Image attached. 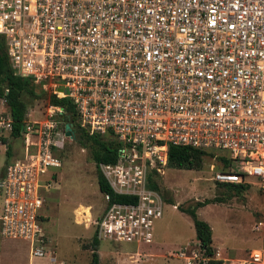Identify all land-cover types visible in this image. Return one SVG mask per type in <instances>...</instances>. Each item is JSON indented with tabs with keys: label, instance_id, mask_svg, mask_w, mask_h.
<instances>
[{
	"label": "built area",
	"instance_id": "obj_1",
	"mask_svg": "<svg viewBox=\"0 0 264 264\" xmlns=\"http://www.w3.org/2000/svg\"><path fill=\"white\" fill-rule=\"evenodd\" d=\"M0 38L12 75L44 95L37 118L27 109L17 126L0 107V150L21 153L3 165L0 237L26 243L32 258L62 264L41 214L70 140V115L52 99L116 144L115 162L97 169L126 202L103 195L97 241L151 243L162 200L149 180L170 146L224 157L213 182L255 186L264 201V0H0ZM195 248L173 258L207 264ZM238 264H264V245Z\"/></svg>",
	"mask_w": 264,
	"mask_h": 264
},
{
	"label": "rangeland",
	"instance_id": "obj_2",
	"mask_svg": "<svg viewBox=\"0 0 264 264\" xmlns=\"http://www.w3.org/2000/svg\"><path fill=\"white\" fill-rule=\"evenodd\" d=\"M41 95L24 98L28 110L34 111L31 120L37 118V110H42L44 95ZM1 106L6 109L2 99ZM217 156L203 157L198 170L161 168L152 181L158 188L162 206L160 218L152 222L151 243L97 241L98 264H126L132 260L128 255L138 257L137 264H180L173 258L174 253L186 248L189 255L199 246L191 218L184 210L206 201L196 208L195 216L211 231L213 254L220 253L225 264H238L252 250H259L264 244V227L254 228L256 223L264 222V201L255 186L236 196L214 183L213 176L220 168ZM57 158L61 165L55 173L56 180L42 194V228L50 241V257L62 264H90L94 223L106 204L97 190L95 166L89 150L78 140H64ZM4 160L5 154L0 150V175ZM83 210H88V218ZM31 259L30 264H49L47 258ZM28 261L23 244L0 237V264H28Z\"/></svg>",
	"mask_w": 264,
	"mask_h": 264
},
{
	"label": "trees",
	"instance_id": "obj_3",
	"mask_svg": "<svg viewBox=\"0 0 264 264\" xmlns=\"http://www.w3.org/2000/svg\"><path fill=\"white\" fill-rule=\"evenodd\" d=\"M41 92V91H40ZM30 81L14 77L8 65L5 52L4 43L0 38V99L3 100L8 113L11 116L14 125L17 126L22 120L24 114L28 109V103L24 98L33 99L42 96ZM51 104L61 105L65 111L70 115L71 121L78 136L80 145L86 146L89 150V155L92 163L95 166V181L98 192L102 195L108 196L110 202H126V198L122 196H116L112 194L108 187L107 182L100 174L97 169L98 164H112L116 160V144L106 138L95 134L89 135L85 129L78 126L72 107L68 104L65 99L61 100H50ZM214 153L199 151L187 147H168L166 155V167L175 170H198L201 168L202 159L205 156H213ZM218 162L223 164V168L226 167V160L222 156H217ZM218 164V168H219ZM150 186L158 191L156 184L149 180ZM227 191L233 192L236 196H240L243 191L247 189V186L232 185V184H217ZM209 202V201H208ZM196 204L192 208L185 209L184 212L191 218L193 229L195 232V239L199 244V247L204 251V255L210 259L207 264H221V260L212 259V248H211V231L209 227L196 219L195 210L197 207H201L206 204ZM97 240L93 237L91 241V257L90 264H98L96 255Z\"/></svg>",
	"mask_w": 264,
	"mask_h": 264
},
{
	"label": "crops",
	"instance_id": "obj_4",
	"mask_svg": "<svg viewBox=\"0 0 264 264\" xmlns=\"http://www.w3.org/2000/svg\"><path fill=\"white\" fill-rule=\"evenodd\" d=\"M14 149H16L17 150V152L16 153H14ZM14 149L12 150V151H8V152H6V153H4L5 154V160H4V163H5V161H6V159H16V158H18L19 156H20V149H19V147H18V145H16L15 147H14ZM4 165V164H3ZM2 169H3V166H2ZM2 174H3V171H2V173H1V175H0V179H1V177H2ZM56 180V174H55V178H54V181ZM97 186V185H96ZM52 188V187H51ZM50 190V189H49ZM48 190V191H49ZM98 190V189H97ZM48 191H46L45 192V194L48 192ZM100 194V193H99ZM101 196H102V194H100ZM103 211V210H102ZM102 213V212H101ZM2 239H4V238H2ZM4 240H7V241H11V242H17V243H20V244H23L25 247H26V250H27V254H28V259H29V261H28V264H30V261L32 260L31 258V256L29 255V249H28V245L26 244V243H24V242H21V241H12V240H8V239H4ZM264 245V244H263ZM262 245V246H263ZM253 251V250H252ZM219 255H220V253H218ZM128 257V259L130 260V259H132L133 260V258H135L134 259V261H135V263L134 264H136V262H137V259H138V257H132V256H127ZM221 258V260H224V261H226L224 258H222V257H220ZM33 259H35V258H33ZM37 260H42V259H37ZM131 260V261H132ZM131 261H129L128 263H126V264H131L132 262ZM49 262V261H48Z\"/></svg>",
	"mask_w": 264,
	"mask_h": 264
},
{
	"label": "water",
	"instance_id": "obj_5",
	"mask_svg": "<svg viewBox=\"0 0 264 264\" xmlns=\"http://www.w3.org/2000/svg\"><path fill=\"white\" fill-rule=\"evenodd\" d=\"M62 121L64 122V125H63L64 136L66 138H68V139L76 142L78 140V136L71 129L70 117L69 116H66L64 119H62Z\"/></svg>",
	"mask_w": 264,
	"mask_h": 264
},
{
	"label": "bare ground",
	"instance_id": "obj_6",
	"mask_svg": "<svg viewBox=\"0 0 264 264\" xmlns=\"http://www.w3.org/2000/svg\"><path fill=\"white\" fill-rule=\"evenodd\" d=\"M83 212L86 214V217L88 218L89 216L88 210H83Z\"/></svg>",
	"mask_w": 264,
	"mask_h": 264
}]
</instances>
